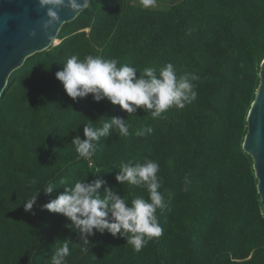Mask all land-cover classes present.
Returning a JSON list of instances; mask_svg holds the SVG:
<instances>
[{
    "label": "trees",
    "instance_id": "trees-1",
    "mask_svg": "<svg viewBox=\"0 0 264 264\" xmlns=\"http://www.w3.org/2000/svg\"><path fill=\"white\" fill-rule=\"evenodd\" d=\"M58 38L11 75L0 99V264H51L65 241L67 264H264V206L243 150L264 61V0H183L167 9L90 0ZM88 54L138 72L152 66L158 74L172 63L178 75L199 76L197 98L156 119L143 109L128 115L91 94L73 101L56 72L71 55ZM113 116L127 119L129 135L113 129L102 137L90 167L71 141L83 138L89 120L101 127ZM147 127L154 131L135 135ZM145 158L159 163L168 207L156 213L162 234L140 251L122 236L97 232L84 253L78 231L65 227L71 221L40 209L64 190L61 178L70 185L91 180L97 166L129 203L147 198L146 189L115 180L122 163ZM48 183L60 187L51 196L41 190ZM40 190L35 214L25 212L26 198Z\"/></svg>",
    "mask_w": 264,
    "mask_h": 264
},
{
    "label": "clouds",
    "instance_id": "clouds-1",
    "mask_svg": "<svg viewBox=\"0 0 264 264\" xmlns=\"http://www.w3.org/2000/svg\"><path fill=\"white\" fill-rule=\"evenodd\" d=\"M88 2L89 0H39L42 8L47 7L49 19L45 28L59 22V9L68 7L78 12ZM139 4L145 9L154 8L157 0H139ZM32 35L35 36L36 33L33 32ZM56 78L73 101L79 102L91 94L97 103L107 99L128 115L143 109L150 112L153 119L160 118L170 108L184 109L198 95L193 82L199 80V76L188 72L178 75L172 63L161 67L157 74V69L152 66L144 67L142 72H138L137 68L129 64L120 65L115 58L105 59L88 54L81 59L78 55H71L62 64L61 70L56 72ZM130 127L127 119L120 116L109 118L101 127L93 126L89 120V123L83 125V138L78 134L71 143L75 146L78 157L90 161L102 137H109L113 129L121 136H128ZM153 131L152 127H147L138 129L135 135L143 137ZM117 169L115 180L118 184L140 186L146 189L148 197L137 196L129 203L115 190V186H110L103 178V173H107L103 167L97 166L91 174V180H77L70 185L66 178H61L59 185L64 190L40 205L41 211L60 214L71 221L65 227L74 226L78 231V244L84 253L93 246L89 237L95 236L97 232L101 235L108 233L113 237L122 236L136 251L162 234L156 213L158 209L163 211L168 205L164 194L159 190L162 186V178L158 176L159 163L148 158L143 163L129 160ZM183 183L186 191L191 181L186 176ZM59 188L48 183L41 190L45 195L51 196ZM102 188L103 194L100 192ZM41 190L26 198L23 203L25 212L35 214L33 208L38 203ZM70 254L69 243L65 241L55 249L51 264H67L66 258Z\"/></svg>",
    "mask_w": 264,
    "mask_h": 264
},
{
    "label": "water",
    "instance_id": "water-1",
    "mask_svg": "<svg viewBox=\"0 0 264 264\" xmlns=\"http://www.w3.org/2000/svg\"><path fill=\"white\" fill-rule=\"evenodd\" d=\"M89 2L78 12L68 7L59 9V22L45 28L49 19L47 7L42 8L39 0H0V99L8 88L11 75L22 68L28 58L59 45L58 37L64 25L76 20L88 8ZM247 123L243 150L253 159L258 192L264 206V61Z\"/></svg>",
    "mask_w": 264,
    "mask_h": 264
},
{
    "label": "crops",
    "instance_id": "crops-1",
    "mask_svg": "<svg viewBox=\"0 0 264 264\" xmlns=\"http://www.w3.org/2000/svg\"><path fill=\"white\" fill-rule=\"evenodd\" d=\"M181 1L183 0H157L156 8L167 9L171 6H174L180 3ZM131 2H134L135 4H137V2L139 3V0H134V1L132 0Z\"/></svg>",
    "mask_w": 264,
    "mask_h": 264
},
{
    "label": "built area",
    "instance_id": "built-area-1",
    "mask_svg": "<svg viewBox=\"0 0 264 264\" xmlns=\"http://www.w3.org/2000/svg\"><path fill=\"white\" fill-rule=\"evenodd\" d=\"M89 164H91V166H93V165H94V164H93V162H92V160H90V161H89Z\"/></svg>",
    "mask_w": 264,
    "mask_h": 264
},
{
    "label": "rangeland",
    "instance_id": "rangeland-1",
    "mask_svg": "<svg viewBox=\"0 0 264 264\" xmlns=\"http://www.w3.org/2000/svg\"><path fill=\"white\" fill-rule=\"evenodd\" d=\"M129 1H132V0H129ZM134 1V0H133ZM138 5H140L138 2H137ZM159 7V6H158ZM60 41V40H59Z\"/></svg>",
    "mask_w": 264,
    "mask_h": 264
}]
</instances>
